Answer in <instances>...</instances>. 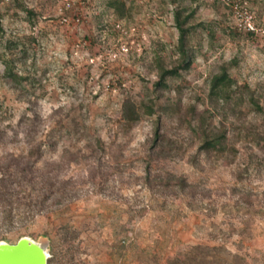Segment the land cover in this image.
I'll return each mask as SVG.
<instances>
[{"label": "rangeland", "instance_id": "obj_1", "mask_svg": "<svg viewBox=\"0 0 264 264\" xmlns=\"http://www.w3.org/2000/svg\"><path fill=\"white\" fill-rule=\"evenodd\" d=\"M106 1L24 0L36 13L32 24L15 11L2 20V46L29 35L37 43L25 65L16 56L17 71L33 80L24 84L28 95L2 78L0 66V155L43 143L59 120H75L84 128L81 141L60 143L42 162L66 165L64 177L76 200L58 220L42 217L21 236L46 240L44 233L55 238L61 227L71 228L72 244L59 246L71 264H264V168L257 165L264 163L263 144L237 135L241 124L256 118L216 116L213 125L228 130V150L235 153L196 160L198 137L177 117L163 119L172 150L180 151L155 166L152 176L163 182L169 175L185 178L183 193L163 189L159 180L146 184L138 161L153 134L154 117L142 103L157 81L155 59L167 64L175 59L177 6L195 10L191 24L203 25L190 37L194 59L176 81L186 85L183 110L189 103L198 113L209 107L208 80L230 60L236 61L230 74L239 84L264 86V38L248 39L238 31L222 0H123L128 9L123 18ZM246 1L264 25V0ZM7 5L9 0L0 3V12ZM63 16L80 22L63 25ZM127 97L140 114L130 129L120 113ZM97 142L106 150L99 152L101 163L71 161L75 150H102ZM10 239L13 244L18 235ZM49 249L51 254L50 243Z\"/></svg>", "mask_w": 264, "mask_h": 264}, {"label": "trees", "instance_id": "obj_2", "mask_svg": "<svg viewBox=\"0 0 264 264\" xmlns=\"http://www.w3.org/2000/svg\"><path fill=\"white\" fill-rule=\"evenodd\" d=\"M5 1L0 0V3ZM106 6L119 18L125 17L128 13L123 0H107ZM5 11L0 12L1 39L4 37L2 20L6 13L15 11V17L23 15L24 21L29 24H32L36 16L34 10L29 8L24 0H9ZM194 13L195 10L182 6H177L173 11V24L177 31L175 59L167 64L162 58L156 57L157 81L152 84L150 96L142 103L149 115L154 117L151 145L143 157L140 156L138 160L144 165L145 183L150 184L151 180H159L160 187L170 191L176 190L175 195L186 191L185 178H175L169 175L170 179L163 182L160 177L152 176L155 166L169 159L172 153L180 151L172 150L174 144L162 130L165 127L164 118L177 117L180 126L186 124L188 129L198 137L195 160L197 155L211 159L223 157L226 153H235V150H228V130L223 125H213L216 116H222L229 121L231 118L241 120L243 116L256 118L247 124H241L237 129V135L247 141L250 138H260L264 149V86L252 87L247 83L239 84L230 74L236 64L235 60L222 64L219 71L208 80L209 107L206 110L198 113L195 103H189L183 110L181 95L186 85L183 82L176 84V81L181 79V73L189 68L194 59L190 37L197 27H203L202 24H191L190 19ZM245 37L254 38L252 34H245ZM36 43L34 36L29 35L22 39L6 40L3 46L0 44L2 78L13 89L26 95L29 93L24 91V84L31 83L33 80L29 74L17 71L16 56L19 57V62L25 65ZM173 93L174 98L166 102L162 101L165 96ZM120 113L123 126L126 128L130 129L140 120L138 106L128 97L122 100ZM83 130L84 128L79 126L75 120H71L70 123H66V120H59L56 126L47 133L43 143L19 154L0 155V241L12 242L10 238L13 235H18V239L21 238V231L26 230L42 217L51 216L58 220L63 209L76 200V192L70 179L64 177L66 165L60 162L43 164L42 162L46 155L56 151L60 143L69 140L81 141ZM96 145L102 150H87L85 153L75 150L76 156L71 161L75 162L80 159L83 163H89L88 165L91 160L101 163L104 156H98L99 152L105 154L106 150H103L100 142ZM65 152L68 153L67 150ZM257 165L264 168V163L260 161ZM93 178L92 176L91 179ZM70 229L61 227V234L55 238L50 237L48 233L43 234V237L49 239L50 242L52 257L48 260V264H71L70 260L67 262L64 260L66 255L62 256L59 251V246H69L75 239L74 236L69 237L75 233Z\"/></svg>", "mask_w": 264, "mask_h": 264}, {"label": "water", "instance_id": "obj_3", "mask_svg": "<svg viewBox=\"0 0 264 264\" xmlns=\"http://www.w3.org/2000/svg\"><path fill=\"white\" fill-rule=\"evenodd\" d=\"M49 240L21 237L10 244L0 241V264H48Z\"/></svg>", "mask_w": 264, "mask_h": 264}, {"label": "built area", "instance_id": "obj_4", "mask_svg": "<svg viewBox=\"0 0 264 264\" xmlns=\"http://www.w3.org/2000/svg\"><path fill=\"white\" fill-rule=\"evenodd\" d=\"M67 1V0H64ZM226 7H228L231 18L234 21L236 29L244 34H252L254 37L264 38V25L261 24L254 13L251 11L246 0H222ZM65 10L71 9V4L67 2L65 4ZM75 24L80 22L78 17L71 20L66 16L62 18L61 23L63 25H69L71 22ZM123 52H127L128 48L123 47Z\"/></svg>", "mask_w": 264, "mask_h": 264}]
</instances>
